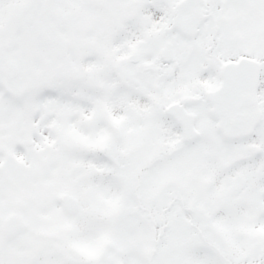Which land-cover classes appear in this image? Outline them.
Segmentation results:
<instances>
[{"label": "snow or ice", "instance_id": "6c2138e0", "mask_svg": "<svg viewBox=\"0 0 264 264\" xmlns=\"http://www.w3.org/2000/svg\"><path fill=\"white\" fill-rule=\"evenodd\" d=\"M0 264H264V0H0Z\"/></svg>", "mask_w": 264, "mask_h": 264}]
</instances>
